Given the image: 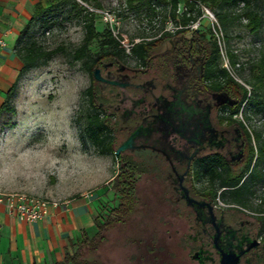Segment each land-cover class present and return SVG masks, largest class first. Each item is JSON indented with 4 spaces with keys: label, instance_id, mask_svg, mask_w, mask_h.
<instances>
[{
    "label": "flooded vegetation",
    "instance_id": "1",
    "mask_svg": "<svg viewBox=\"0 0 264 264\" xmlns=\"http://www.w3.org/2000/svg\"><path fill=\"white\" fill-rule=\"evenodd\" d=\"M208 42L202 31L177 26L154 60L139 67L94 53L97 111L120 123V145L136 133L121 154L141 153L147 156L141 161L158 166L140 180L136 210L107 232L92 264H264L263 206H217L228 188L215 191L194 172L210 154L229 164L247 159L242 132L218 124L225 101H216L223 92L212 91L207 80ZM205 124L217 134L215 147L192 137L195 125Z\"/></svg>",
    "mask_w": 264,
    "mask_h": 264
},
{
    "label": "rangeland",
    "instance_id": "2",
    "mask_svg": "<svg viewBox=\"0 0 264 264\" xmlns=\"http://www.w3.org/2000/svg\"><path fill=\"white\" fill-rule=\"evenodd\" d=\"M74 1L82 10L79 17L68 5L53 9L48 13L50 21L46 27L33 24L29 31L31 39L47 51L64 46L70 52L81 44L84 19L90 14L97 33L109 30L123 44L124 63L130 67L136 65L129 51L133 44L153 40L164 32L171 34L177 27L170 16L169 5L160 0H150L151 8L136 1L129 5L130 0ZM177 1L176 16L179 17L186 0ZM193 3L192 15L197 11L200 15L189 25V30L198 29L210 42L215 41L220 50L219 67L252 92L253 76L264 69V0H249L250 8L262 17L261 28L256 33H250L245 27L247 21L241 16L245 10L242 1L229 9L232 17L226 30L208 5L198 1ZM101 46L99 39L94 40L89 47L91 54L105 49ZM228 52L235 56L233 67ZM91 83L81 62L71 63L64 53L53 55L21 78L9 103L13 112H0L1 194L56 203L97 195L96 225L118 205L113 190L117 173L114 156L98 155L91 144L83 146L80 142L90 113L84 91ZM225 100L224 93L216 97L218 103ZM234 118L242 121L248 132H259L264 138V104L243 105L242 115ZM195 126L194 139H206L211 146L218 145L217 134L211 125ZM174 130L181 134L184 129ZM205 183L203 180L200 188L206 187ZM251 189L255 195L250 197V205L263 206L260 185L251 184ZM215 204L222 207L227 202L219 199Z\"/></svg>",
    "mask_w": 264,
    "mask_h": 264
},
{
    "label": "trees",
    "instance_id": "3",
    "mask_svg": "<svg viewBox=\"0 0 264 264\" xmlns=\"http://www.w3.org/2000/svg\"><path fill=\"white\" fill-rule=\"evenodd\" d=\"M135 1L151 8L150 0H130L129 5ZM196 1L208 5L213 10L219 24L224 30H226L230 17H232L228 12L229 9L238 1H242L244 2L245 10L241 16L247 21L245 25L247 30L250 33H256L261 28L262 17L250 8L249 0H193L192 2L186 0L184 2V11L179 17L176 16L177 0H169V2L160 0V2L169 5L171 18L177 26L182 28L195 22L200 15V11L192 15L195 6L193 2ZM67 5L70 6V11L74 12L75 16L79 17L81 15L82 10L79 9L74 0H47L46 4L40 3L36 6L32 19L20 32L15 47V51L22 62L20 76L30 69L40 66L58 53H64L71 63L81 62L82 66L89 73L92 83L84 91L90 113L86 117V125L80 136V142L83 146L86 143L91 144L96 149L98 155L111 154L114 156V152L121 142L122 126L111 117L97 111V101L94 91L96 90L98 93L99 90L93 84V69L97 61L94 55L91 54L89 47L94 40L99 39L101 47L105 48L102 52H107L100 59L112 54L124 61L123 44L109 30L97 33L94 20L90 14L84 19L81 44L70 52H67L64 46H58L51 51H47L33 41L29 35L33 24L37 23L41 27H46L50 21L48 13L53 9ZM169 35V33L164 32L153 40L133 44L129 51L131 57L136 60V66L139 67L141 63H146V60H154L156 48ZM208 45L209 55L206 74L210 89L216 92H223L227 96L223 112L218 116V124H224L226 130L232 134H235L236 130L242 132L247 142V153L245 155L247 159L229 164L222 161L218 155L210 154L206 156L207 160H205V164H198L194 172L197 175L204 174L208 178L209 186L214 188L215 191L222 187L228 188L221 195V198L229 204L250 205V197L255 195L251 189V184L260 185L262 188L261 202L264 203V138L259 132H254V134L248 132L244 123L234 118L237 115H242L243 105L264 104V69H261L260 74L253 76V83L251 84L253 88L252 92H249L237 83L226 69L219 67L220 50L218 44L215 41H209ZM227 57L230 65L232 67L235 66V56L228 52ZM16 87L17 84H14L9 90L1 112H13L9 108V103L15 93ZM141 157L147 156L144 154H120L118 160L114 158L117 165V173L113 179V190L118 199L117 207L106 215L101 224L97 225V232L92 237H88L86 233H82L81 240L72 245L73 253L66 254L61 262L55 264H92L91 254L94 252V249L102 245L107 232L113 226H121L126 221L127 215L136 210L135 206L139 204L140 200L139 195H137L138 184L144 176L155 173L158 166L154 163L141 161ZM216 158H220L219 161L212 160ZM214 196H216V192Z\"/></svg>",
    "mask_w": 264,
    "mask_h": 264
},
{
    "label": "crops",
    "instance_id": "4",
    "mask_svg": "<svg viewBox=\"0 0 264 264\" xmlns=\"http://www.w3.org/2000/svg\"><path fill=\"white\" fill-rule=\"evenodd\" d=\"M40 3L46 4L47 0H0V112L12 86L32 70L20 76L22 62L15 47ZM97 205V195L82 196L50 206L41 221L22 222L1 204L0 264L61 262L72 245L81 240L82 233L88 237L96 233Z\"/></svg>",
    "mask_w": 264,
    "mask_h": 264
},
{
    "label": "built area",
    "instance_id": "5",
    "mask_svg": "<svg viewBox=\"0 0 264 264\" xmlns=\"http://www.w3.org/2000/svg\"><path fill=\"white\" fill-rule=\"evenodd\" d=\"M104 20L107 21V15L104 16ZM188 27L190 28L191 26ZM1 204H4L8 213L19 221L36 222L46 218L49 207L55 206L57 203L16 194L0 193V205Z\"/></svg>",
    "mask_w": 264,
    "mask_h": 264
},
{
    "label": "water",
    "instance_id": "6",
    "mask_svg": "<svg viewBox=\"0 0 264 264\" xmlns=\"http://www.w3.org/2000/svg\"><path fill=\"white\" fill-rule=\"evenodd\" d=\"M94 78L96 80H100V76H99V71L98 69L94 70L93 72ZM226 101V100H225ZM136 135V133H134L132 136ZM132 136H130L125 142H123L114 152V158L115 160H118L119 156L121 153L131 149L130 143L132 141ZM242 154H238L237 157H241Z\"/></svg>",
    "mask_w": 264,
    "mask_h": 264
}]
</instances>
